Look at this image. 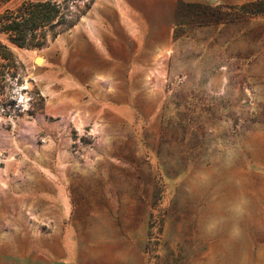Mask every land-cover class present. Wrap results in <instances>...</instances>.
Masks as SVG:
<instances>
[{
	"label": "rangeland",
	"instance_id": "374dc122",
	"mask_svg": "<svg viewBox=\"0 0 264 264\" xmlns=\"http://www.w3.org/2000/svg\"><path fill=\"white\" fill-rule=\"evenodd\" d=\"M130 1L152 17L142 46L95 0L15 47L0 264H264V16L232 19L251 0Z\"/></svg>",
	"mask_w": 264,
	"mask_h": 264
},
{
	"label": "trees",
	"instance_id": "16d2710c",
	"mask_svg": "<svg viewBox=\"0 0 264 264\" xmlns=\"http://www.w3.org/2000/svg\"><path fill=\"white\" fill-rule=\"evenodd\" d=\"M94 3L95 0H22L0 12V106L12 107L14 95L25 81L26 65L15 47H41L49 39H56L63 30L76 26ZM227 7L234 10L232 19L264 16V0Z\"/></svg>",
	"mask_w": 264,
	"mask_h": 264
},
{
	"label": "crops",
	"instance_id": "0c3cea01",
	"mask_svg": "<svg viewBox=\"0 0 264 264\" xmlns=\"http://www.w3.org/2000/svg\"><path fill=\"white\" fill-rule=\"evenodd\" d=\"M188 3L208 2L216 4L217 0H184ZM120 24L123 26L127 34L137 43L142 46L150 32L152 31V17L146 15L144 9L138 7L130 0H113ZM150 6V5H148ZM88 39L99 48L102 45V36L96 26L89 24L86 29Z\"/></svg>",
	"mask_w": 264,
	"mask_h": 264
}]
</instances>
